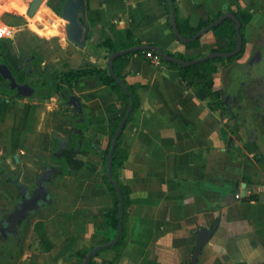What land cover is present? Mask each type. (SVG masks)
Returning a JSON list of instances; mask_svg holds the SVG:
<instances>
[{"label": "crops", "instance_id": "obj_1", "mask_svg": "<svg viewBox=\"0 0 264 264\" xmlns=\"http://www.w3.org/2000/svg\"><path fill=\"white\" fill-rule=\"evenodd\" d=\"M48 1L25 27L0 37V42L13 45L19 60L37 56L41 74L108 64L98 46L105 38L125 42L126 31H131L135 46L158 47L173 57L194 59L215 46L210 30L195 47L179 42L163 0H84L89 30L84 48H78L58 19L66 0ZM237 5L252 14L243 32L245 51L234 63H217L215 78V90L222 92L232 116L224 108L211 107L208 99H199L176 69L152 63L145 50L129 57L123 74L127 83L136 85L139 105L123 129L127 158L117 169L119 182L129 192L125 240L118 253L107 249L94 264H191L201 230L213 234L196 264H264V192L259 191L264 185V140L241 116L255 104L254 98L264 100V75L257 64H249L253 55L264 54V0H175V16L196 27ZM28 48L34 53L20 59ZM235 70L246 78L236 88ZM73 93L91 120L84 133L90 142L88 153L79 156L84 160L82 178L66 175L46 182L45 200L30 220L20 255H12L9 263L3 259L2 264H84L71 252L113 236L103 222L112 198L103 179L102 158L109 144L107 120L121 102L91 77L83 78ZM33 95L0 97V170L8 174L0 176V237L5 241L17 225L8 228L4 219L14 214L26 190L36 189L43 162L50 164L47 138L52 133L64 138L55 127L69 129L76 116L70 106H61L66 104L60 95L49 99ZM95 189L104 192L94 195ZM37 222L44 223L53 244L48 252L40 249ZM13 248L12 242L0 240L4 256L7 250L17 254Z\"/></svg>", "mask_w": 264, "mask_h": 264}, {"label": "trees", "instance_id": "obj_2", "mask_svg": "<svg viewBox=\"0 0 264 264\" xmlns=\"http://www.w3.org/2000/svg\"><path fill=\"white\" fill-rule=\"evenodd\" d=\"M165 4V9L167 15H169V5L167 0H163ZM174 10L176 12L175 0H173ZM41 8V7H40ZM40 10V9H39ZM38 10V12H39ZM36 13V16L38 14ZM228 13H232L237 19L240 25V34L242 37V46L241 51L232 57H217L210 60L199 62L195 65L191 66H182L180 64L168 62L164 59L160 58L161 65L165 68H173L176 69L180 75L181 80L190 88H194L196 90V95L201 100H207L211 107L216 108H224L227 110V113L232 116V113L226 107V104L222 101L223 94L221 91L215 90V78L217 73V63H234L241 59L244 54L246 43L244 39V29L251 21L252 14L240 7L236 6L233 10H228ZM23 12L17 13L14 10H6L0 12L1 21L9 26V27H20L22 24H27L30 22V19L27 16L23 15ZM222 13L212 14L206 20H201L196 27H191L188 22L180 21L175 16V22L178 29L179 34L186 39L193 37L196 33H198L203 28L207 27L209 24L214 22L217 18H219ZM210 31L213 32L215 37V46L212 49V52L218 53H226L233 51L236 43V33H235V25L231 19H226L222 21L219 25L215 26ZM126 40L125 42H116L110 38H105L104 42L98 46L99 50L104 51L103 58L108 61L109 56L117 51L129 49L135 46L134 42L131 38V31H126ZM198 38L195 41L189 42L185 44L186 48L195 47L198 42ZM146 52H150L155 55V52L151 50L144 51V55ZM142 52L129 53L126 55H120L116 57L113 61V71L115 76L121 80L123 86L119 84L117 81L113 80V78L109 75L107 64H104L99 68H80V69H68L66 71H57V72H48L41 74L39 70L40 60L37 56L32 60V62L27 65V67H23V61L16 58L14 55L13 49L11 47V43L9 41L0 42V64H5L10 70L11 74L15 78L18 84L29 83V85L34 89L33 98L37 99H49L54 95H60L66 104V100L69 97L75 96L73 93L74 88L79 84V82L83 78L91 77L102 84L108 86L113 95V99L116 101H120L121 104L119 106L118 111L111 115L107 120V125L110 129L109 136V144L104 152L103 156V166H104V175L103 179L112 198V206L110 208L104 209V226L105 228H109L112 230L113 236L111 238H104L99 240L96 246H91L87 249H82L79 251L71 252L70 256L79 258L84 260L85 257L97 246L103 245L113 240L117 225H118V197L116 191L110 181L106 176V163L108 158V153L110 149V143L112 137L120 123L123 119L127 109L130 106L131 101L133 102V111L127 121V123L131 120L133 112L138 108L139 100L136 93V85H132L126 82L125 75L123 74L124 67L129 61V57L131 55H139ZM201 56H198L194 59H197ZM183 61L194 60L189 57L179 56L176 57ZM22 66V68L20 67ZM124 87L127 88L129 95L124 90ZM0 97H10L11 94L9 88L4 84L3 79L0 75ZM82 105V111L79 115H76L74 118L70 119V128L65 129L62 127H55V130L63 133L64 138H60L54 133L50 134L46 141L45 151L49 153L51 156L50 164H45L43 162V171L39 178H42V181L46 184V182H52L56 178H62L66 175H71L75 179H81L83 174V166L84 160H82L79 156H85L88 153V149L86 148L90 142L84 137V133L87 132L91 126V120L86 113L84 104ZM240 111V110H239ZM238 111V112H239ZM234 117V116H233ZM123 132L117 140L116 147L113 153L112 159V180L117 183L119 186L122 196H123V208H124V216H123V230L121 232L120 238L118 242L112 246L110 249L116 251L117 253L121 250L124 240H125V222L127 218V209L129 206V192L128 189L123 186L117 177V169L122 164V162L127 158V150L125 145L123 144ZM62 142H66L67 146L62 147L59 150ZM49 173V175H47ZM45 175L48 178H44ZM0 176L8 177V174L4 170H0ZM41 180V179H40ZM21 191L25 192L22 185L17 184ZM104 191L103 189H95L94 195H100ZM28 191L26 190V194ZM41 204L37 207H39ZM37 209H33L30 212H26L24 218L21 222L17 223L13 232L9 233L11 238L9 240H4L3 237H0L2 243L12 242L13 247L17 249V254H13V251L10 252L7 250L8 254L4 256V252L6 250H0V264L3 259L9 263L11 262L12 255L17 258L21 253V246L24 241L26 234L31 226L30 220L37 213ZM34 231L37 235L40 249L48 252L53 248V244L48 239L45 226L42 222H37L34 225ZM7 246V244H6ZM8 247V246H7ZM13 248V249H14ZM103 251L99 252L95 257H93L90 261V264H94V259L97 258Z\"/></svg>", "mask_w": 264, "mask_h": 264}, {"label": "water", "instance_id": "obj_3", "mask_svg": "<svg viewBox=\"0 0 264 264\" xmlns=\"http://www.w3.org/2000/svg\"><path fill=\"white\" fill-rule=\"evenodd\" d=\"M44 0H31L30 5L27 12V17L31 18L34 16L35 12L39 8L41 2ZM169 5V23L173 32L174 37L181 42L182 44H187L189 42L195 41L201 36H203L207 31L213 29L215 26L219 25L222 21L226 19H231L235 25V33H236V43L233 51L226 52V53H218V52H211L209 54H206L204 56H201L197 59L190 60V61H183L179 58L173 57L167 53H165L161 48L154 47V46H134L129 49L120 50L117 52L112 53L108 58V64L107 69L109 75L113 78V80L117 81L119 84L123 86V83L121 80H119L113 71V61L116 57L120 55H126L129 53L137 52V51H146L151 50L155 52L156 55H158L161 59H164L168 62L180 64L182 66H191L195 65L199 62L210 60L217 57H232L237 55L241 51L242 46V37L240 34V25L235 18V16L232 13H224L219 18H217L214 22L209 24L207 27L200 30L198 33H196L193 37L186 39L183 38L177 29L176 22H175V10H174V4L173 0H167ZM85 1L84 0H66L62 10H61V18L64 23V29L67 36V39L77 46L78 48H84L86 44L87 34H88V24L85 19ZM258 63L259 66H264V58L262 56L257 55L255 59L252 57L249 60V64L252 65L253 63ZM0 75L3 79L4 84L9 88L11 94L13 96H22V97H30L34 93V89L27 83L24 84H18L11 74L10 70L5 64H0ZM124 90L129 95V92L126 87H124ZM1 101H5L9 103L8 99H1ZM66 105L70 106L76 115H79L82 111V105L80 100L76 96H72L67 98ZM250 114L248 118L250 119L251 123L255 126V128L258 130L260 137L262 140H264V116H261L258 110L257 104H254L250 109ZM133 111V102L131 101L129 108L127 109L123 119L120 121L113 137L110 143V149L108 153L107 163H106V176L112 186L114 187L117 197H118V225L117 229L114 235V238L112 241L105 243L103 245L97 246L94 248L84 259V264H90V261L93 257H95L99 252L102 250L110 249L112 246H114L121 235V232L123 230V216H124V208H123V196L121 193V190L117 183L112 180V159H113V153L116 147V143L118 138L120 137L121 133L123 132V129ZM67 146L66 142H62V144L59 147V150H61L62 147ZM42 180V178H40ZM38 193L40 191L47 192V185L44 182H40L37 185L36 190ZM213 234L212 231H205L201 230L195 240V250L193 253L191 264H196L197 258L201 252L202 247L205 245V243L210 239L211 235Z\"/></svg>", "mask_w": 264, "mask_h": 264}, {"label": "rangeland", "instance_id": "obj_4", "mask_svg": "<svg viewBox=\"0 0 264 264\" xmlns=\"http://www.w3.org/2000/svg\"><path fill=\"white\" fill-rule=\"evenodd\" d=\"M2 1H3V4L2 3L1 4H2V6H5V10L13 9L14 11H16V9H17L18 11L23 12L24 13L23 15H25V14L27 15L28 8H29L30 1L31 0H2ZM48 2H49L48 0H44L43 3L40 4V5H42L45 8L47 6V3ZM39 8H40V6H39ZM39 8L37 9V11L39 10ZM36 12H35V14H34L33 17L36 16ZM56 12L58 14L59 13V10H57ZM33 17H31V18H33ZM58 19H59V22L61 24V27H64V24L62 25V23H61V19L62 18L60 16V14H59ZM27 24L26 23L25 24H22L20 27H25ZM18 37H20V35ZM17 43L19 44V47H20L19 49H21V43H22V41L20 40V38L17 39ZM11 47L13 49V45H11ZM25 52L26 53H21L20 59L22 58V56L23 57H29L31 54L34 53V49H29L28 48V49H26ZM259 71H260L261 75H264V69H262V71H261L260 70V67H259ZM245 80H246V78H245V76L241 72H239L238 70H235L233 72L232 81H233V84H234V87L235 88H236V85H238L240 82H244ZM253 100H255L254 101L255 104H257V106H258L259 112H264V100L263 99H260L258 97L254 98ZM61 106L65 108V106H67V105H64V104L61 103ZM250 111H251L250 109H246L245 111H243L241 113V116H243L247 120V122L249 124L251 123L250 119L248 118V116L250 114ZM46 160L48 162V160H49V157L48 156L46 157ZM30 241H32L31 243H33V239H31Z\"/></svg>", "mask_w": 264, "mask_h": 264}, {"label": "flooded vegetation", "instance_id": "obj_5", "mask_svg": "<svg viewBox=\"0 0 264 264\" xmlns=\"http://www.w3.org/2000/svg\"><path fill=\"white\" fill-rule=\"evenodd\" d=\"M1 56V54H0ZM257 55H253L252 58L255 59ZM262 56V58H264V54L260 55ZM34 56H30L27 59H22L23 61V67H27V65H29L32 60L34 59ZM253 64H257L258 63H253ZM22 66H20L22 68ZM259 66V65H258ZM260 67V70L262 71V69H264V66ZM24 84V83H23ZM29 84V83H27ZM261 116H264V112H260L259 113ZM47 175H49V173H47ZM44 178H48L46 175ZM43 182L42 180L38 179L37 180V185ZM37 188V187H36ZM36 190V189H35ZM32 191V192H28L27 195L25 197H23V200L18 204V206L15 208L14 210V214H12V216H10L7 219H4V226L8 227V228H12L13 226H16L17 223L21 222V220L24 218L26 212H30L33 209H37V207L43 203V201L45 200L44 197V191H40L39 193L37 191Z\"/></svg>", "mask_w": 264, "mask_h": 264}, {"label": "built area", "instance_id": "obj_6", "mask_svg": "<svg viewBox=\"0 0 264 264\" xmlns=\"http://www.w3.org/2000/svg\"><path fill=\"white\" fill-rule=\"evenodd\" d=\"M2 0H0V12L1 11H6L5 9H3V7H2ZM10 10V9H9ZM13 10V9H12ZM15 27H9V26H7V25H5L2 21H1V19H0V37H4V36H7V37H9L10 36V34H12L13 33V29H14ZM145 57L146 58H148L152 63H154V64H157V65H159L160 64V57L158 56V55H154V54H152V53H150V52H146L145 53ZM259 191L260 192H264V185L263 186H260V188H259ZM236 198L238 199L239 198V194L238 195H236Z\"/></svg>", "mask_w": 264, "mask_h": 264}, {"label": "bare ground", "instance_id": "obj_7", "mask_svg": "<svg viewBox=\"0 0 264 264\" xmlns=\"http://www.w3.org/2000/svg\"><path fill=\"white\" fill-rule=\"evenodd\" d=\"M42 3H43V1L41 2V4H42ZM41 6H42V5H40V7H41ZM39 9H40V8H39ZM37 12H38V11H37ZM37 12H36V13H37ZM26 16H27V15H26ZM27 18H28V17H27ZM29 19H31V18H29ZM61 20H62V19H61ZM62 24H64V23H63V20H62Z\"/></svg>", "mask_w": 264, "mask_h": 264}]
</instances>
